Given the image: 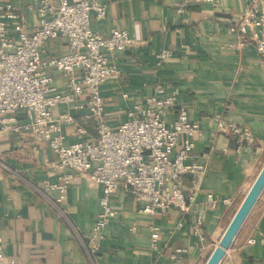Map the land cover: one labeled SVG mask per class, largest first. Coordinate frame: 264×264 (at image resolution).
I'll return each instance as SVG.
<instances>
[{
    "label": "crops",
    "instance_id": "0c3cea01",
    "mask_svg": "<svg viewBox=\"0 0 264 264\" xmlns=\"http://www.w3.org/2000/svg\"><path fill=\"white\" fill-rule=\"evenodd\" d=\"M184 1L101 0L107 15L91 24L102 36L114 29L125 30L135 43L116 53L120 77L102 87L108 123L118 126L127 119L130 108L157 95L160 89L164 95L177 91L176 109H187L190 120L200 124L202 134L196 140L194 157L206 167L186 214L174 208L154 215L139 214L136 198L119 187L112 196L118 215L104 231L98 264H202L254 183L264 159V59L252 44L237 46L236 35L229 31L239 20L245 0L191 4L180 13ZM7 3L15 6L26 31L38 25L37 0H0V4ZM54 5L59 6L60 0ZM10 32L16 36L12 26ZM45 48L46 58L57 57L68 52V43L59 38L48 41ZM161 52H171L172 56L158 65ZM50 74L52 86L66 92L67 78L55 69ZM87 100L83 96L77 101L81 108L61 104L53 113L56 117L72 115L86 129V139L92 141L97 137L96 123L88 119ZM167 118L172 120L174 114ZM220 121L250 128L253 143L238 152V144L217 131ZM64 132L68 143L77 139L75 127L66 126ZM57 160L45 142H35L25 134L0 132V161L14 172L11 175L0 166V238L9 259L22 264H89L83 244L90 243L88 236L100 211L102 187L83 177L68 188L63 208L71 227L33 188L45 181L58 183L64 175L74 173L58 168ZM193 181L190 176L183 180L187 194L192 192ZM209 195L217 200L215 207ZM224 199L232 203L226 205ZM200 212L205 214L204 246L193 235L191 225ZM251 239L254 242L249 244ZM263 239L264 191L221 264H264ZM178 248L187 252L173 260L171 255Z\"/></svg>",
    "mask_w": 264,
    "mask_h": 264
},
{
    "label": "built area",
    "instance_id": "2783aa9c",
    "mask_svg": "<svg viewBox=\"0 0 264 264\" xmlns=\"http://www.w3.org/2000/svg\"><path fill=\"white\" fill-rule=\"evenodd\" d=\"M54 1L37 0L38 25L31 31L24 29L14 5L0 4V132L25 134L35 142L47 143L58 157L56 166L74 172L64 175L58 183L45 181L41 187H33L71 227L73 223L63 208L68 188L79 184L83 177L91 185L102 187L100 211L88 236L90 243L83 244L88 263L98 264L104 231L118 215L112 196L119 187L136 198L139 214L154 215L172 208L189 213L206 171L194 157L202 130L198 122L190 120L187 109H176L178 92L164 95V89L135 104L127 119L112 127L105 116L102 87L119 79L115 55L132 48L134 40L125 30L114 29L108 36L92 30L93 20H103L107 15L101 0H60L59 6ZM191 4L217 5V0H186L178 12ZM11 26L16 36H12ZM229 31L236 35L237 46L252 44L264 59L263 0H245L239 20ZM59 38L67 40L68 52L46 58V43ZM171 56V52L159 53L158 65ZM53 69L67 78L66 92L52 86ZM83 96L88 98V119L96 123L97 137L92 141L86 139V129L72 115L56 117L53 113L61 104L81 108L76 103ZM171 114L174 118L169 120ZM66 126L75 127L77 139L71 143L66 140ZM217 131L234 140L238 152L254 141L248 127L220 121ZM0 166L14 175L1 161ZM187 176L194 179L189 194L183 183ZM54 191L58 196L51 197ZM209 201L215 207L213 195H209ZM223 203L230 205L232 201L224 199ZM204 216L200 212L191 222L193 235L202 246L207 242ZM182 226L178 224V228ZM253 242L248 240L249 244ZM261 242L264 244V239ZM186 252L178 248L171 258L176 260ZM0 264H22L6 257L2 238Z\"/></svg>",
    "mask_w": 264,
    "mask_h": 264
},
{
    "label": "water",
    "instance_id": "95a60500",
    "mask_svg": "<svg viewBox=\"0 0 264 264\" xmlns=\"http://www.w3.org/2000/svg\"><path fill=\"white\" fill-rule=\"evenodd\" d=\"M263 191L264 166L257 175L254 183L241 202L229 225L225 229L223 235L221 236L212 254L208 258L206 264H221L224 256L231 247L232 243L234 242L236 236L238 235L240 229L253 210Z\"/></svg>",
    "mask_w": 264,
    "mask_h": 264
},
{
    "label": "rangeland",
    "instance_id": "374dc122",
    "mask_svg": "<svg viewBox=\"0 0 264 264\" xmlns=\"http://www.w3.org/2000/svg\"><path fill=\"white\" fill-rule=\"evenodd\" d=\"M263 166H264V159H263V161L261 162L260 167L258 168V170H257V172H256L257 175L259 174V172H260V170L262 169ZM255 176H256V175H255ZM256 177H257V176H256ZM255 179H256V178H255ZM219 240H220V238H219ZM219 240H217V242H219ZM216 245H217V243H216ZM214 249H215V247H212L210 254L208 255V257L205 259V261H204L202 264H206L208 258L210 257V255L212 254V252H213Z\"/></svg>",
    "mask_w": 264,
    "mask_h": 264
}]
</instances>
